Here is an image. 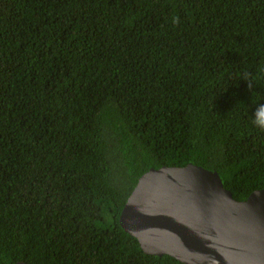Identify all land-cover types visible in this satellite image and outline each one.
Masks as SVG:
<instances>
[{"label": "trees", "instance_id": "1", "mask_svg": "<svg viewBox=\"0 0 264 264\" xmlns=\"http://www.w3.org/2000/svg\"><path fill=\"white\" fill-rule=\"evenodd\" d=\"M261 104L264 0H0L1 264H185L120 213L162 166L263 189Z\"/></svg>", "mask_w": 264, "mask_h": 264}, {"label": "water", "instance_id": "2", "mask_svg": "<svg viewBox=\"0 0 264 264\" xmlns=\"http://www.w3.org/2000/svg\"><path fill=\"white\" fill-rule=\"evenodd\" d=\"M119 222L147 254L185 264H264V188L238 200L217 170L197 164L149 169Z\"/></svg>", "mask_w": 264, "mask_h": 264}, {"label": "clouds", "instance_id": "3", "mask_svg": "<svg viewBox=\"0 0 264 264\" xmlns=\"http://www.w3.org/2000/svg\"><path fill=\"white\" fill-rule=\"evenodd\" d=\"M259 116H264V104L259 105V107L255 111V114L253 115L254 124L261 130H264V119L257 118Z\"/></svg>", "mask_w": 264, "mask_h": 264}]
</instances>
